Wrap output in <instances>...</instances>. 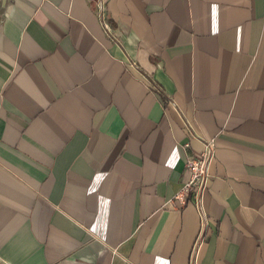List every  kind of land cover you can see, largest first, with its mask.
<instances>
[{
	"label": "crops",
	"instance_id": "0c3cea01",
	"mask_svg": "<svg viewBox=\"0 0 264 264\" xmlns=\"http://www.w3.org/2000/svg\"><path fill=\"white\" fill-rule=\"evenodd\" d=\"M0 264H264V0H0Z\"/></svg>",
	"mask_w": 264,
	"mask_h": 264
},
{
	"label": "built area",
	"instance_id": "2783aa9c",
	"mask_svg": "<svg viewBox=\"0 0 264 264\" xmlns=\"http://www.w3.org/2000/svg\"><path fill=\"white\" fill-rule=\"evenodd\" d=\"M213 140L207 141L204 144V149L201 154L189 155L185 162V169L188 177L184 180L182 187L174 194V200H177L180 205L193 202H198L197 198L202 196L204 189L207 187L208 163L213 158ZM197 206V205H196ZM201 214L204 215L200 205L197 207ZM207 229V224L204 222L203 231Z\"/></svg>",
	"mask_w": 264,
	"mask_h": 264
}]
</instances>
